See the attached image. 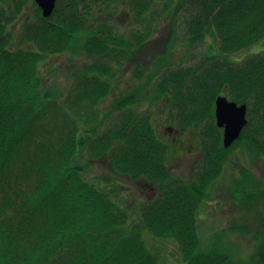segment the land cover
Masks as SVG:
<instances>
[{
	"label": "trees",
	"instance_id": "1",
	"mask_svg": "<svg viewBox=\"0 0 264 264\" xmlns=\"http://www.w3.org/2000/svg\"><path fill=\"white\" fill-rule=\"evenodd\" d=\"M63 1L57 0L52 18H41L34 45L15 56L0 51V264H159L147 248V232L179 243L186 264H235L222 251L201 250L198 236L199 206L216 180L226 149L220 159L208 153L205 171L191 182L174 178L163 160L169 148L157 139L151 122L133 113L123 115L131 111L135 95L118 102L114 110L122 111L121 118L106 132L81 135V126H88L87 121L80 123L82 114L87 113L89 121L113 92L115 70L108 55L131 45L115 33H90L93 11L81 10L76 0ZM179 1L189 0L168 2ZM4 2L0 0V23L9 20ZM190 2L196 7L186 21L191 42L215 31L224 54L264 40V0ZM82 38L87 41L83 46ZM78 46L93 54L95 62L78 71L64 101L51 91L44 93L39 63L56 53H74ZM218 67L206 68L200 78L193 68L177 70L160 86L166 97L172 88L178 92L184 87L183 102L191 109L183 118L190 124L196 114H207L213 96L225 89L238 105L253 98L256 106L264 87V54ZM257 149L264 156V145ZM102 156L117 176L157 186L155 199L137 209L138 220L131 221L128 208L114 200L117 189L109 191L87 177L90 166L82 160Z\"/></svg>",
	"mask_w": 264,
	"mask_h": 264
},
{
	"label": "rangeland",
	"instance_id": "2",
	"mask_svg": "<svg viewBox=\"0 0 264 264\" xmlns=\"http://www.w3.org/2000/svg\"><path fill=\"white\" fill-rule=\"evenodd\" d=\"M76 1L81 10L89 8L93 11L90 33H115L118 40L131 45L108 55L115 70L113 92L96 106L89 121L87 113L82 114L80 123L87 121L88 126H81V135L96 137L106 132L121 118L122 111L114 110L118 102L135 95L131 111H124L123 115L133 113L135 117L151 122L157 139L169 148L163 160L174 178L191 182L205 171L208 153L220 159V151L226 149L224 160H219L221 169L216 180L199 206V248L222 251L235 264H264V156L257 149L264 145V87L256 96V106L252 103L253 98L248 99V124L231 148L224 147V129L216 125L215 102L208 115L196 114L190 124L183 118L191 109L183 102L184 87L178 92L172 88L168 97L160 89L164 79L177 70L192 71L193 68L196 74L200 72L197 74L200 78L210 66L221 68L228 62L241 64L254 55L264 54V40L250 49L224 54L220 52L215 31L208 30L205 37L191 42L186 21L196 7L190 0L179 1L176 5L169 0ZM4 4L9 20L0 23V51L6 50L15 56L35 44L42 16L34 0H5ZM80 40L81 46L87 43L86 39ZM81 46L74 53H56L39 63L37 73L44 93L51 91L63 101L69 96L78 71L96 60ZM220 55L224 58L217 60ZM196 74L192 76L197 77ZM220 95L232 101L228 90H223ZM213 98L216 101L218 97ZM217 135L220 137L218 144ZM82 161L90 166L86 174L91 181L105 185L109 191L117 189L119 194L114 200L128 208L131 221L138 218L140 206L154 200L153 192L158 191L154 183L132 181L129 175L117 176L105 156ZM145 242L151 253L158 256L159 264H186L176 241L156 239L147 232Z\"/></svg>",
	"mask_w": 264,
	"mask_h": 264
},
{
	"label": "water",
	"instance_id": "3",
	"mask_svg": "<svg viewBox=\"0 0 264 264\" xmlns=\"http://www.w3.org/2000/svg\"><path fill=\"white\" fill-rule=\"evenodd\" d=\"M43 13V17H50L56 7V0H35ZM216 125L224 129L223 145L231 148L232 145L241 138V135L248 124V105H238L234 101L222 95L215 101ZM171 131V129H168Z\"/></svg>",
	"mask_w": 264,
	"mask_h": 264
},
{
	"label": "flooded vegetation",
	"instance_id": "4",
	"mask_svg": "<svg viewBox=\"0 0 264 264\" xmlns=\"http://www.w3.org/2000/svg\"><path fill=\"white\" fill-rule=\"evenodd\" d=\"M36 9H38V8L36 7ZM54 11H55V10H54ZM40 13H41V11H40ZM153 195H154L155 197L158 195V191H156V189L154 190ZM154 199H155V198H154Z\"/></svg>",
	"mask_w": 264,
	"mask_h": 264
}]
</instances>
